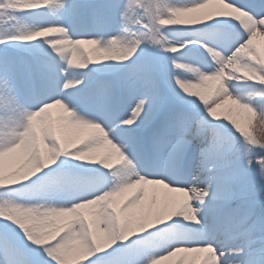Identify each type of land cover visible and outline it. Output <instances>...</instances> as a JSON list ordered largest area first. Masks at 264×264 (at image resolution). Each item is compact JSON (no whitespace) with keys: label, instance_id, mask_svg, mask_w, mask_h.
I'll use <instances>...</instances> for the list:
<instances>
[{"label":"snow or ice","instance_id":"1","mask_svg":"<svg viewBox=\"0 0 264 264\" xmlns=\"http://www.w3.org/2000/svg\"><path fill=\"white\" fill-rule=\"evenodd\" d=\"M0 264H264V0H0Z\"/></svg>","mask_w":264,"mask_h":264},{"label":"trees","instance_id":"2","mask_svg":"<svg viewBox=\"0 0 264 264\" xmlns=\"http://www.w3.org/2000/svg\"><path fill=\"white\" fill-rule=\"evenodd\" d=\"M256 130H257V131H255V134H256V132L258 133V132L260 131V129H259L258 127L256 128Z\"/></svg>","mask_w":264,"mask_h":264},{"label":"rangeland","instance_id":"3","mask_svg":"<svg viewBox=\"0 0 264 264\" xmlns=\"http://www.w3.org/2000/svg\"><path fill=\"white\" fill-rule=\"evenodd\" d=\"M257 131V130H256ZM254 134H255V132H254ZM256 134H257V132H256Z\"/></svg>","mask_w":264,"mask_h":264}]
</instances>
